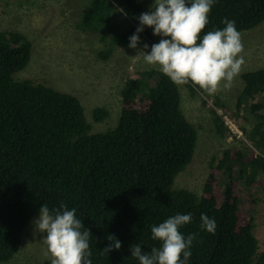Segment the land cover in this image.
I'll return each mask as SVG.
<instances>
[{
    "label": "trees",
    "instance_id": "trees-1",
    "mask_svg": "<svg viewBox=\"0 0 264 264\" xmlns=\"http://www.w3.org/2000/svg\"><path fill=\"white\" fill-rule=\"evenodd\" d=\"M80 1L85 5L78 27H84V33L93 28L109 30L117 44L136 32L138 17L155 2ZM225 18L235 21L244 45L250 34L264 41V0H215L201 38L225 27ZM127 19L134 27L121 26L120 21ZM31 47L23 33L0 30V264L18 261L23 232L40 208L47 204L51 210L60 203L75 208L77 218L90 230L92 264H139L131 257L130 246L140 243L145 252L159 247L151 227L175 214L189 213L192 222L181 231L197 236L188 264H264L256 216L239 210L237 196L239 185L246 192L264 188V69L239 76L242 85L234 82L232 103L221 91L212 99L222 115L243 131L239 147L224 150L217 161L210 157L200 190L175 189L174 183L193 161L197 143V131L181 108L179 85L159 67L136 70L138 74L127 79L120 92L116 126L92 133L75 96L14 79L27 66ZM111 50L112 45H107L102 59ZM186 86L194 93L195 85ZM206 102L201 98L199 104L205 108ZM212 115L219 137L236 138L223 128L217 114ZM106 116L104 108L93 110L95 122ZM218 172L223 188L216 179ZM235 173L239 182L232 179ZM202 214L216 220L214 235L200 229ZM109 235L122 243L121 249L102 254L110 244ZM51 259L33 264H51Z\"/></svg>",
    "mask_w": 264,
    "mask_h": 264
},
{
    "label": "rangeland",
    "instance_id": "rangeland-1",
    "mask_svg": "<svg viewBox=\"0 0 264 264\" xmlns=\"http://www.w3.org/2000/svg\"><path fill=\"white\" fill-rule=\"evenodd\" d=\"M138 1L143 5L145 1L152 0ZM83 5L84 2L80 0H0V30L21 32L31 42L27 66L15 73L14 79L42 83L56 91L75 96L84 108L87 122L92 124L91 132L96 133L116 126L121 110L120 92L125 82L127 79L135 78L138 74L136 70L149 68V65L142 60L136 61L131 58L136 55V51L129 48L131 36L122 37L117 44L112 42L113 35L109 30L93 28L95 31L84 33L82 31L84 27H78L84 12ZM122 17L117 15V18ZM120 22L122 27L131 24L128 19L126 22ZM93 27L97 26L93 25ZM128 28L127 31L130 30ZM120 31L123 33L122 29ZM252 35L246 37L247 46L243 44L246 48L243 47L241 55L245 59V64L241 73L234 79L230 89L221 86L219 90L225 95L228 104L232 103L231 94L237 91L236 85H242L239 76L248 70L264 68V41L260 43L257 34ZM161 38L153 35V29H144L137 47L143 49L146 43L149 45L147 51L150 53L151 45L159 43ZM122 40L124 43L121 42ZM109 44L112 45L111 53L109 57L102 59V52ZM153 67L158 68V66ZM193 89L195 91L191 93L186 85L180 86L181 108L185 118L196 128L197 143L193 161L174 183L175 189L201 188L207 175L210 157H214L217 161L222 157L224 150L239 147L238 138H242V133H239V127L234 121L236 134L232 135L237 140L233 137H219L212 125L210 109H207L212 104L210 100L213 99L214 94L209 95L198 86ZM200 97L207 101L205 108L199 104ZM96 108H104L109 112V117L106 118L109 119L110 125L106 118L100 123L95 122L92 113ZM228 109L229 112L235 111ZM248 121L252 123L249 119ZM216 179L218 185L223 188L221 172L217 173ZM232 179L239 182L236 173L232 174ZM237 196L239 210L254 218L256 216L255 233L264 245V188L255 187L250 192H246L244 187L239 185ZM38 218L39 215L33 217L26 226L22 237V250H19L21 255L17 257L18 261H15V264L23 262V264H33L35 261L44 262L51 258L43 234L35 229L34 221Z\"/></svg>",
    "mask_w": 264,
    "mask_h": 264
},
{
    "label": "clouds",
    "instance_id": "clouds-1",
    "mask_svg": "<svg viewBox=\"0 0 264 264\" xmlns=\"http://www.w3.org/2000/svg\"><path fill=\"white\" fill-rule=\"evenodd\" d=\"M214 3L215 0H155L151 9L138 17L140 26L129 38V48L136 51L131 58L142 60L149 66H158L161 73L176 85L191 83L209 95L216 94L221 86L230 89L245 64L241 53L247 45L243 46L235 21L227 18L223 20L225 27L210 30L201 38ZM145 26L153 29V35L162 37L159 43L151 45L150 53L146 43L143 49L137 47L141 42L139 34ZM209 106L213 110L211 115L217 114L223 128L236 134L233 121L222 115L213 103ZM239 133H242V138L238 139H243L240 128ZM200 221L201 230L215 234L217 223L214 218L202 214ZM191 222L190 213L175 214L153 225L151 236L159 242V247L145 252L140 243L133 244L130 246L131 257L139 264H188L197 234L185 235L181 229ZM34 224L36 231L43 234L52 257L51 264H92L89 244L92 234L77 218L75 208L69 210L64 203H60L59 207L50 210L44 204ZM107 239L110 244L101 251L102 254L108 255L113 249H121L122 243L115 236L109 235Z\"/></svg>",
    "mask_w": 264,
    "mask_h": 264
},
{
    "label": "bare ground",
    "instance_id": "bare-ground-1",
    "mask_svg": "<svg viewBox=\"0 0 264 264\" xmlns=\"http://www.w3.org/2000/svg\"><path fill=\"white\" fill-rule=\"evenodd\" d=\"M64 25H65V24H64ZM65 26H66V25H65ZM115 108H116V107H115ZM118 108H120V107H117V109H118ZM112 110H113V109H112ZM114 110H115V109H114ZM108 113H109V112H108ZM111 113H112V112H111ZM110 115H111V114H110ZM108 117H109V116H107V118H108ZM107 118H106V119H107ZM107 120H108V124H109L110 121H109V119H107ZM106 123H107V122H106ZM111 123H112V120H111ZM109 125H110V124H109ZM106 126H108V125H106ZM28 262H29V261H27V263H28ZM23 263H24V262H23ZM23 263H22V264H23ZM20 264H21V263H20Z\"/></svg>",
    "mask_w": 264,
    "mask_h": 264
}]
</instances>
